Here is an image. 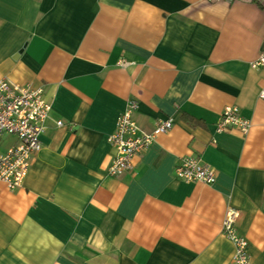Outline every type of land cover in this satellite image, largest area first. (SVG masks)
<instances>
[{
	"label": "crops",
	"instance_id": "1",
	"mask_svg": "<svg viewBox=\"0 0 264 264\" xmlns=\"http://www.w3.org/2000/svg\"><path fill=\"white\" fill-rule=\"evenodd\" d=\"M263 50L264 0H0V77L53 105L23 186L0 184V264H234L230 208L264 264ZM132 98L145 131L174 125L112 176ZM228 106L248 133L216 132ZM190 155L214 183L176 175Z\"/></svg>",
	"mask_w": 264,
	"mask_h": 264
},
{
	"label": "built area",
	"instance_id": "2",
	"mask_svg": "<svg viewBox=\"0 0 264 264\" xmlns=\"http://www.w3.org/2000/svg\"><path fill=\"white\" fill-rule=\"evenodd\" d=\"M251 67L264 68V50L251 61ZM260 97L264 98V87L261 89ZM138 107L137 99H129L126 108L118 116L115 130L108 137L109 143L115 148L108 169L112 176H120L130 171L134 166V156L149 147L158 133L167 132L174 125L172 117L161 118L153 130L145 131L134 117ZM52 108L45 87H35L30 83L0 77V184L4 183L10 190L23 186L34 156L42 150L40 137L46 129V121ZM57 124L63 125V121L57 120ZM250 128L251 121L241 115L237 106L226 107L215 126L218 133L232 129L248 133ZM9 136L15 137L16 142L6 146V138ZM176 175L187 181H202L208 184L216 180L214 168L194 155L181 159L176 168ZM227 211L222 231L234 243L233 262L253 264L249 242L236 228L239 210L230 208Z\"/></svg>",
	"mask_w": 264,
	"mask_h": 264
}]
</instances>
